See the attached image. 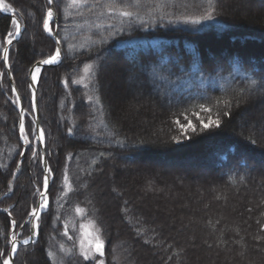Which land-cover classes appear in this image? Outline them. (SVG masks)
<instances>
[{
    "label": "trees",
    "instance_id": "16d2710c",
    "mask_svg": "<svg viewBox=\"0 0 264 264\" xmlns=\"http://www.w3.org/2000/svg\"><path fill=\"white\" fill-rule=\"evenodd\" d=\"M260 1L256 6L255 0H242L246 4V14L242 15L233 9L235 0H217L216 20L205 22L212 26L204 27L201 31L194 30L190 25H169L165 19L146 30L133 27L119 35L110 36L107 26L114 24L119 27L117 19L99 16L97 9L95 14L85 11L83 16L73 15L65 20L63 8L66 2L56 0L60 10L58 23L60 37L64 38V55L60 64L45 66L38 90L40 122L50 133L46 139V150L51 155L47 159L55 173V182L50 181L49 186L52 216L45 215L38 243L22 245L14 264H51L47 257L49 248L56 250L57 242L67 247L77 243L75 231L80 222L90 219L105 226L108 217L119 224V264H201L189 240L179 235V230L173 229L162 213L152 210V204L159 203L158 196L157 199H149L147 192H139L141 178L125 185L127 195L115 185L117 199L111 195L108 188L109 176L113 177L111 168L114 164L122 163V157L130 159L133 155L143 159L161 157L166 160L185 155L207 160V167L221 180L223 189H208L212 205L218 208L200 216L197 223H192V229L205 231L211 239L205 241V247L216 253L210 254L212 260L219 259V253H226L230 258H244L257 250L258 262L261 263L264 258V239L257 240L256 237H264V232L260 230V225L264 224V188L257 189L255 193L250 192L253 206L243 203L249 194V187L255 181L262 180L261 184H264L260 176L264 170V144L259 141L252 126L238 124L237 121L247 106L253 107L251 101L256 102L259 98L264 101V94L258 91L239 108H234L232 118L221 129L200 132L179 144L169 140V136L177 131L172 126L173 120L182 121L186 116L199 126L195 114L207 119L205 113L194 107L205 102L203 97H221L224 95L223 89L228 86L226 81H232V87L243 86V75H254L264 70V0ZM5 2L26 14L22 20L26 28L18 43L14 42L10 55L16 85L21 94L26 96L27 69L36 60L52 53L56 47L54 40L43 32L40 24L46 0ZM252 2L254 6H251ZM156 5L163 7L157 9ZM149 7L155 10L156 15L161 12L176 16L199 15L206 7V0H142L141 13H146ZM28 11L34 13V20L33 16L27 15ZM10 20L11 16L0 12V38L9 29ZM96 25L104 27L98 28ZM104 39H107V43H101ZM68 44L74 45L71 52L67 50ZM112 59L122 69L114 76V80H117V100L121 104L117 113L113 107L115 88L107 92L104 90L103 71ZM86 64L94 65V74L88 75L83 83L70 84L65 89L62 83L64 78L70 81L80 79ZM126 71L136 74L141 80L143 99L122 96L124 83L119 73ZM7 84L5 80V87L0 88V163H7L9 169H0V197L7 191L15 160L20 159L15 156L18 141L13 129L18 110L10 102H5L7 96H11ZM5 91L7 96L3 94ZM89 96L100 98L102 112L96 110V105L89 103ZM126 102L130 104L126 106ZM184 109L191 111L186 112ZM73 123L80 127L81 134L67 136L65 128ZM89 124L94 126L96 134H84L89 131ZM249 136L256 140V144L249 142ZM112 137L126 140L127 145L119 146L110 142ZM140 141L145 143L141 145ZM69 153L73 157L71 161L66 159ZM101 153L104 155L101 156ZM23 166L13 192L0 199V209L15 205V210L12 209L13 218L18 223L25 218L30 205L35 173L39 175L41 171L27 157L24 158ZM65 170L76 191L69 194L67 202L59 200L57 203ZM120 174L118 168L117 175L122 177ZM257 175L259 177L256 178ZM85 184L87 187H83ZM146 184L147 188H151L159 182L152 177L147 178ZM167 186L168 189L177 187L171 180ZM100 187L104 189L102 195L95 193ZM237 197L241 201L239 207L247 215L235 225L228 222L225 209ZM76 205L87 209L86 214L77 215L74 211ZM56 215L61 219L53 228ZM65 222L69 225V235L73 237L71 241L60 235ZM8 227L9 217L0 211V233L6 232ZM183 227L180 228L183 230ZM145 240L150 243H145ZM4 247L0 239V248ZM177 252L179 255H174ZM63 260L64 264H75L72 257L64 256Z\"/></svg>",
    "mask_w": 264,
    "mask_h": 264
},
{
    "label": "snow or ice",
    "instance_id": "6c2138e0",
    "mask_svg": "<svg viewBox=\"0 0 264 264\" xmlns=\"http://www.w3.org/2000/svg\"><path fill=\"white\" fill-rule=\"evenodd\" d=\"M141 7L142 0H66V4L63 8V17L65 20H68L73 17V15L83 16L85 11L90 14H95L97 9H99V16H107L110 19L115 18L119 21V27L114 24H109L107 26L110 36L119 35L133 27H140L146 30L147 28L155 26L158 21H163L165 19L169 25H190L194 30L201 31L204 27L212 26L210 24H205V22L216 20L217 0H206V7L203 8L199 15L185 14L176 16L164 12L156 15L154 14L155 10L151 7H149L146 13L142 14L140 10ZM162 7L163 5H156L157 9ZM0 12L12 14L10 27L6 30L3 37L0 38V88L5 87V80H7V90L11 92V96H7V91H5L3 93L7 96L5 102H10L18 110V119L13 124V129L17 133L18 141L15 156L19 158L27 157L29 161L37 164L41 169L40 174L33 181L32 203L29 205L22 222L18 223L17 220L13 218L12 209H14L15 205L0 209V211L6 213L9 217L8 229L6 232L0 233V239L3 240L5 245L4 248H0V264H14V259L22 245L27 246L29 244L38 243L45 215L52 216L49 186L50 181L53 183L55 182V173L47 159V157L51 155V153L46 150V139L50 133L46 131L40 122L38 90L41 86L42 72L45 66L57 65L62 62L64 55L62 40L64 38H61L59 34L60 25L58 23V17L60 15V10L58 6H56V0H46V6L40 24L43 32L54 40L56 47L52 53L44 58L36 60L32 63L31 67L27 69V95L24 96L16 85L10 55L14 42L18 43V39L22 36L26 28V26L22 24V20L26 14L13 7L11 3H6L5 0H0ZM27 15L31 16L32 13L29 12ZM196 26L202 27L198 28ZM96 27L101 28L104 26L96 25ZM101 43H107V39L102 40ZM73 49L74 45H67V50L69 52ZM93 68L94 65L86 64L84 66V72L92 75L94 74L92 71ZM141 70L143 71V65H141ZM237 70L239 71V68H237ZM256 76L259 78L257 79ZM201 79H203V77H201ZM83 80L84 77L70 81L69 78L66 77L62 83L65 89H68L70 84H81ZM242 82L243 86L232 87V81L228 80L226 81L228 86L223 89V96L216 98H208L205 96L203 97L204 103L194 105V107H197L200 112L205 113L207 116L206 122L203 117L199 118V126L194 125L186 116V122L184 123L179 119L173 120L172 126H174L177 131L175 134L169 136L170 142L179 144L184 140L192 139L193 135H198L200 132L221 129L226 126L227 121L232 118L234 108H239L242 103H246L258 91L264 94V70L254 75H243ZM85 87H87V85H85ZM177 88H179V86H177ZM25 99H27V104H25ZM88 101L90 104L97 106V111L102 112V105L98 96H89ZM184 111H191V109H184ZM173 115H176V113ZM172 126L169 128V132H171ZM65 132L67 136H77L81 134L80 127L75 123L71 124V126H66ZM84 134H96L94 132V126L89 124V131ZM247 139L250 143L256 144V140L251 136L247 137ZM110 142L119 146L127 145L126 140L116 139L115 137H112ZM139 143L143 145L145 142L140 141ZM41 149H44V151L42 152ZM103 155L104 154L101 153V156ZM72 158L71 153L66 156L68 161H71ZM23 165V159L15 160L14 169L10 171L11 178L7 182V191L3 193V197H7L9 193L13 192L15 182L18 179V174L21 173ZM0 169L8 170L9 165L7 163H0ZM83 187H87V185L85 184ZM74 191H76V189L73 187L67 170H65L62 177L61 193L57 199V203H59V200L67 202L69 194ZM3 197H0V199ZM60 207H63V204H60ZM74 211L77 215L83 216L86 214L87 209L76 205ZM60 219L61 217L59 215L53 218V228H55L56 222L60 221ZM209 223L211 224V221H209ZM257 223L259 224L260 221H257ZM83 227L84 226H82V228ZM89 228L90 231H85L78 243L74 242L72 247H67L62 242H57L56 250L50 247L47 251V257L51 261V264H64V256L74 258L75 264H82V262H89V264H106L103 259L105 256L103 228L94 220L89 221ZM260 230L264 232V224L260 225ZM139 231L140 230L137 229L138 233ZM25 232L27 235L24 234ZM238 234L239 232L237 230V235ZM60 235L67 237L70 241L73 240V237L69 235V225L67 222L64 223V230ZM51 239L54 240L55 237ZM256 239L260 240L264 239V237L257 236ZM144 242L150 243L149 240H145ZM209 247H211V245H209ZM61 254H63V256ZM174 255H179V253H174ZM169 259H172V257H169Z\"/></svg>",
    "mask_w": 264,
    "mask_h": 264
},
{
    "label": "rangeland",
    "instance_id": "374dc122",
    "mask_svg": "<svg viewBox=\"0 0 264 264\" xmlns=\"http://www.w3.org/2000/svg\"><path fill=\"white\" fill-rule=\"evenodd\" d=\"M259 2L261 1L255 0L254 4L257 6ZM254 4L252 2L251 6H254ZM245 5L246 4H244L242 0H235L233 9L240 12L242 15H245ZM31 16H33L34 20V13H32ZM119 69L120 67L117 66L115 60L112 59L108 63L106 69L103 71L105 78L107 77L106 79L104 78V90L107 92L108 89L115 88L113 90L114 94H116L115 100L113 102L115 113H117V111H119V107H121L119 100H117V85L115 83L117 80H114V76L115 74L117 75V71ZM120 70L122 71V69ZM119 74L124 83V89L122 90L123 97L129 98V96H131L134 97L135 100L137 98L141 99L144 97V93L141 91V80L136 74H133L129 71L124 73L120 72ZM81 75V77H84L85 80L89 74H86L83 69V74ZM253 102L254 101L250 102L251 105L253 104V107L247 106L244 113L239 116L237 123H247L252 126L258 134L260 139L259 141L264 144V101H261L259 98L258 101L254 103ZM128 104L130 103L126 102L125 105L128 106ZM194 116L195 118H198V120L201 117V115L198 114H195ZM187 118L192 122L190 117ZM181 122H186L185 118ZM24 158L20 159L24 160ZM192 158H188L185 155L172 160L162 159L161 157H158V159H143L141 157L139 158V156L137 157V155L130 156V159H125L122 157V163L114 164L113 168H111L113 177L109 176L108 179L109 191L111 195L117 199L118 192L114 187L115 185L122 191L123 194L127 195V187L125 185L133 184L134 181H136L138 178H141L138 187L139 192H147V194L150 196L149 199H157L158 196L160 199L159 203L155 205L153 203L152 210L162 213V215L166 217L169 225L172 226L173 229L179 230V235L184 236L187 240H189L190 246L193 247L195 255L199 257L203 264H264V258H260L262 259L261 263L258 262V251L255 249L253 255L248 257L241 258L239 256H235V258H230V256L226 253H219V259L212 260L213 258L211 255H216V253L213 250H209L205 247V241H211V239L207 237V233L205 231L192 229L191 225L192 223H197V220L200 218V216L206 212H212V210L218 208L217 205H212L210 193L207 192L208 189L217 191L219 189L222 190L223 188L221 180H219L210 170V167H207V160L203 159L202 157ZM118 168L120 169V175H122V177L117 175ZM22 171L23 169L21 170V173L18 174V176L22 175ZM35 175L36 177L38 176L36 173ZM261 175V178L264 180V170L261 172L260 176ZM152 177H154L159 182V184L154 185V187L147 188V178L150 179ZM255 177L257 178L259 176L257 175ZM169 180H171L177 187L174 189H168L167 183ZM261 181L262 180L255 181L254 184L249 187V194L246 196V200L243 203L244 205L253 206V202L250 199V192L255 193L257 189L262 190L264 188V184H261ZM32 191L33 188L31 190L30 204L32 203L33 199ZM95 193L102 195L104 194V189L100 187L95 190ZM108 204L109 202H107V205ZM240 204L241 201L238 197L233 198L231 203H228L225 209L228 222L237 225L240 221L245 219L247 214L242 208L239 207ZM10 205H8V207ZM106 220L107 223L105 226H102L103 238L105 240V256L103 259L105 260L106 264H119V256L117 255V239H119L117 234L120 233L119 230L117 231V228L119 227V224L117 220L113 218L108 217ZM89 221L92 220L85 219L77 225V230L75 231L77 243L85 231H90ZM187 223H189L188 226ZM82 226L84 227L82 228ZM181 226H185L183 227V230L180 228Z\"/></svg>",
    "mask_w": 264,
    "mask_h": 264
},
{
    "label": "water",
    "instance_id": "95a60500",
    "mask_svg": "<svg viewBox=\"0 0 264 264\" xmlns=\"http://www.w3.org/2000/svg\"><path fill=\"white\" fill-rule=\"evenodd\" d=\"M50 66H53V65H50ZM41 151L43 152V151H44V149H41Z\"/></svg>",
    "mask_w": 264,
    "mask_h": 264
}]
</instances>
